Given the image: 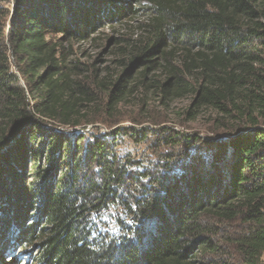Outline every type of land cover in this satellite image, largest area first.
<instances>
[{"label": "trees", "instance_id": "16d2710c", "mask_svg": "<svg viewBox=\"0 0 264 264\" xmlns=\"http://www.w3.org/2000/svg\"><path fill=\"white\" fill-rule=\"evenodd\" d=\"M141 16L114 75L70 59ZM148 94L212 110L226 140L202 158L171 130H70ZM152 136L189 153L120 152ZM16 245L34 264H264V0H0V264Z\"/></svg>", "mask_w": 264, "mask_h": 264}, {"label": "rangeland", "instance_id": "374dc122", "mask_svg": "<svg viewBox=\"0 0 264 264\" xmlns=\"http://www.w3.org/2000/svg\"><path fill=\"white\" fill-rule=\"evenodd\" d=\"M6 3L7 5L10 4V2ZM143 20H145V17L141 16L130 22L129 25L131 27H128V31L125 30L124 26L120 25L106 26L100 28L88 40L65 42L67 48H69L70 59L80 62L88 78H94L95 74L91 73L94 68L97 69L95 73L97 76L100 75V79L106 75H114L119 69L116 60L117 47H115L114 37L122 36L132 31L139 32L138 25ZM8 26L7 24L6 27L8 28ZM93 91L96 93L99 103H104V93L99 91V89H93ZM191 100L188 97L177 99L165 106L160 103L158 96L148 94L143 102L138 101L137 98L130 99V102L121 104L117 111L113 113H107L99 108V113L96 115L99 120L97 123L78 126L70 130L91 132L94 127H97L102 132H111L118 127H135L138 130L150 128L155 131L162 129L171 130L179 134L181 136L180 139L200 137L201 142L195 144L196 147L191 152L197 155L200 154V157L203 158L206 146L214 142L225 141L229 131L226 124V126H222V123L216 122L217 114L210 109H203L196 119H191L186 114V109L191 104ZM230 121L232 122V119ZM156 137L158 136H152L150 140L142 143L125 137L120 152L131 154V157L139 164L156 163L158 160H166L175 155L178 157L184 155L185 151L189 153V150H186L188 146L184 141L171 145L170 143L160 142V139L158 140ZM178 164L180 165V163ZM179 165L176 166L177 169L180 168ZM30 250H32L31 254ZM36 254L37 249L33 246L21 247L16 245L4 255V264H34L33 255Z\"/></svg>", "mask_w": 264, "mask_h": 264}]
</instances>
